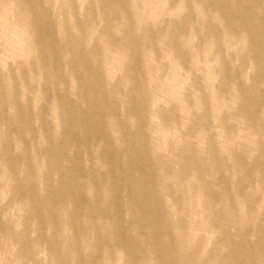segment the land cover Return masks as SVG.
I'll list each match as a JSON object with an SVG mask.
<instances>
[{
    "label": "rangeland",
    "instance_id": "obj_1",
    "mask_svg": "<svg viewBox=\"0 0 264 264\" xmlns=\"http://www.w3.org/2000/svg\"><path fill=\"white\" fill-rule=\"evenodd\" d=\"M64 1L0 0V264H154L137 226L175 225L162 241L194 234L199 248V207L217 214L203 226L210 256L238 264L259 251L230 227L259 225L252 200L227 228L218 212L264 188V50L250 54L245 29L254 22L264 41V0H163L170 15L159 9L156 22L139 12L144 0ZM170 62L182 75L171 84ZM226 127L232 145L218 134Z\"/></svg>",
    "mask_w": 264,
    "mask_h": 264
},
{
    "label": "bare ground",
    "instance_id": "obj_2",
    "mask_svg": "<svg viewBox=\"0 0 264 264\" xmlns=\"http://www.w3.org/2000/svg\"><path fill=\"white\" fill-rule=\"evenodd\" d=\"M66 1L67 0H65L64 3ZM85 1L86 0H81L83 4L85 3ZM119 2H122L127 5L130 2H134V0H119ZM76 6H77V1H76ZM142 6L144 10L139 11V12H142V14L145 17L150 18L152 22H156L157 16L159 15L157 10L159 9L163 11L161 12V15H160L161 18L170 15L169 8L163 0H148V1L144 0L142 2ZM59 8H60V11L62 12V6L60 3H59ZM68 16L69 14L65 15V17H68ZM113 25L115 27H123L122 22L113 21ZM85 26L86 25H83L82 27H85ZM246 26L248 27H245V29L246 28L249 29V27H252V35L250 36L255 41V45H256L254 50L250 51V54L252 56L262 57L263 50H264V41L260 42L259 44L257 43L258 35L260 34V28L254 22L249 23L248 21L246 23ZM90 27H93V26H90ZM138 27L141 28L142 25H138ZM185 31H188V28H186ZM117 32H114L110 35H114ZM112 39H116V41H123V45H124L123 37H118L117 35H114ZM114 46L115 45L108 43V46L105 47V50H104V56L112 58L111 61L113 63H118L119 65L124 60L123 55L116 54ZM123 48H125V46ZM168 64L170 66L171 71H173L170 76L169 83L171 84V83L179 81L182 78L180 69L177 67V65L174 62H170ZM206 82H207V87L209 89H212L211 77H207ZM163 86H164L163 88L166 89L164 92H168V95H170V97L174 101L181 100L180 95L177 92L173 90H168L169 87H167V85L163 84ZM216 106H218V103H216ZM229 113L230 111H224L225 115H228ZM243 120L246 122V124L250 128L254 127L252 125L250 126V124L253 123V119L251 116L250 118L245 117V119ZM218 134H220V136L223 138H227L229 140L230 145L233 144L232 141L230 140V139H233L231 127H226V129H222L221 131L218 132ZM208 157H209V154H208ZM212 158L216 161H226L227 160V156L221 157L220 155L216 153L215 154L212 153ZM236 159L240 162V167H239L238 172L244 173L247 170L246 164L242 162L243 159L239 157H237ZM159 167H162V164H159ZM262 168L264 169V165ZM163 176H167V175H162V177ZM173 179L175 181V187L185 189L186 187L191 186V182H192L191 180L186 182L178 177L173 178ZM235 187H239L240 190H243V189L249 188V185H245L244 183L238 182L236 183ZM250 188L252 190L244 198L238 197L236 202H233L231 205L225 206L220 212H218L219 216L223 218V223L218 227L220 229L227 228L230 224L228 225L229 220L226 217L230 214H233L234 211L243 213V210H240L241 207L243 205L246 206L248 200H252L253 204L257 206V208L258 207L259 208L258 210L252 211L249 215L259 217V219L261 220L259 225H256V226L253 224L247 225L244 222L243 224H233L232 223L233 225H231L230 227L234 228L238 232H246L247 234L254 235L255 240L252 242L249 241V243H245V244L248 247H254V249L260 248V250L256 252L251 250V252L249 253L248 257L245 259V261L238 262V264H264V200L257 199L258 195L264 191V188L261 185L259 186L252 185L250 186ZM198 190H199V193L202 192V188H199ZM182 198H183L182 200L188 201L191 204V206H194V204L197 203V199L192 198V197L189 198V196L187 195L183 196ZM219 199L220 200L223 199L222 194H220ZM199 209L194 211L198 213V216L200 212L201 220H199V224L197 223L195 219H193L195 220L193 223V225L195 226L193 231H197L199 233L202 232V235L205 238L204 239L205 246L203 245L202 247H199V248L195 247V241L198 238L194 234L192 237L189 236L190 237L189 241L185 245L182 244V241L184 239V236L182 235H178L177 237L169 241H162L160 238V230L165 233V232H168L169 230L171 231L173 229H177L175 225H171L169 227L168 225L162 224L160 228L158 229L156 228V226L159 223L156 221V219L151 217L149 222L147 224H144L145 227H142L141 225L137 226V228H141L142 231L147 235L146 238L150 237V235L153 238L152 245H151V251L148 253V256L145 257V262H148V263L150 262L154 264H180V263L182 264H190V263L191 264H225L226 262L224 261L226 260V258H228L227 251H225L224 259L222 258L221 260L210 256L209 253L211 251V247H210L211 240L209 239V235L205 233L203 230V226L204 225L209 226V222L213 221V218L217 217V214L213 211H205L204 209L200 207ZM205 212H206V215H205ZM180 217L181 216H178L177 218H180ZM183 227H185V225H180L179 229H183ZM146 242H148V240H146ZM224 247L227 248L226 245ZM129 251H130L129 249H126L127 253H123L127 258L130 257V254H128ZM168 253L169 254L172 253V254L168 256ZM174 254H176L178 257L177 256L175 257ZM256 255L257 257H255ZM143 261L144 260H142L140 264H144ZM104 262H105V258H104Z\"/></svg>",
    "mask_w": 264,
    "mask_h": 264
}]
</instances>
